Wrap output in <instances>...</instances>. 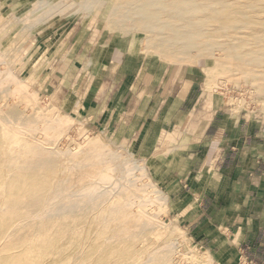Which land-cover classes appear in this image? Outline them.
Returning <instances> with one entry per match:
<instances>
[{"label": "rangeland", "instance_id": "374dc122", "mask_svg": "<svg viewBox=\"0 0 264 264\" xmlns=\"http://www.w3.org/2000/svg\"><path fill=\"white\" fill-rule=\"evenodd\" d=\"M12 1H8L9 5L4 7L0 0V264H203L209 259L214 264L204 250L191 244L181 229L182 225L167 217L165 197L161 193L156 194L159 190L147 175L146 161L129 151L126 142L120 141V132L115 137V134L94 131L85 122L61 109L58 99H51L55 89L50 92L41 89L39 74L47 67L48 59L44 55L41 57L40 52L36 53L37 45L35 46L32 35L22 25L15 26L14 23H25V14L21 12V8L28 2L37 9L40 5L42 7L37 14L32 12L31 20L36 19V23H72L69 44L65 46L72 49L73 63H76L73 54L86 48L87 41L92 44L112 36L116 39L124 36L136 39L141 43V47L140 44L137 46L142 52L140 54L150 56L152 61L159 63L160 68L171 70L169 77L162 74L158 77L159 80H170L172 71L179 75L180 69H204L202 82H205L208 90L221 95L228 106L264 115V90L245 81V69L257 68H238L236 60L227 59L226 54L219 51L214 52V56L201 57L197 56L196 51H192L188 56L190 58L176 60L164 56L161 50L151 47L148 49V34L136 28L112 25V14L120 0H16L11 5ZM17 4L21 5L15 11L20 12L13 14V7ZM252 21L254 23L230 24L264 29V23H259V18L255 16ZM234 32L239 34L236 36L239 39L245 37L241 32L247 31ZM241 41L244 42L245 39ZM234 44L243 48V51L251 48L245 42L235 41ZM234 44L230 43L234 46L233 54L239 53ZM85 51L86 49L83 52ZM96 52H100L99 47ZM63 63L66 64L65 61ZM254 65L264 68V60ZM83 68L84 65L79 64L80 70L76 75V78L82 76L80 86L88 84L85 79L87 72ZM213 76H216L215 80ZM179 78L180 75L175 76V80ZM21 86L22 89H19ZM72 86L70 85L67 94ZM47 120L59 122L58 126L61 128L54 129L53 124ZM92 143H96V150L105 152L104 159L100 156L94 158L96 150ZM23 153L27 156L24 157ZM15 156L25 162L30 161L29 158L52 159L53 172L47 174L49 182L46 187L40 181L28 178L18 180L20 169L12 166V158ZM141 168L144 172L140 171ZM16 186H22L23 189ZM62 188L65 192L61 195L59 191ZM24 189H41L44 200L53 197L54 200L50 202L56 203L55 208L69 200H85L93 190L97 194L106 192L108 227L72 231L68 236L65 232L69 230L56 226L57 217L49 215V209L51 213L53 210L52 203L48 204L46 213L41 212L46 202L26 212L20 210L22 203L30 200L27 196L18 195ZM159 198L162 200L157 201ZM122 208L128 211L125 212L126 209ZM128 222L138 226L128 236L131 237V243L127 241V237L126 240L119 238L122 229L129 226ZM118 224L122 227L113 232L110 227ZM146 227L151 230L144 232ZM164 234L174 235L169 243ZM119 247H130V251L116 255L114 250ZM162 256L164 258L159 261L158 257ZM241 261L240 259L239 264ZM247 261L250 262L249 259Z\"/></svg>", "mask_w": 264, "mask_h": 264}, {"label": "crops", "instance_id": "0c3cea01", "mask_svg": "<svg viewBox=\"0 0 264 264\" xmlns=\"http://www.w3.org/2000/svg\"><path fill=\"white\" fill-rule=\"evenodd\" d=\"M1 1L5 7L10 0ZM33 7L25 3V23L14 25L48 59L41 89H55L51 99L94 131L120 132V141L146 161L167 217L214 264H239L241 257L264 264V115L228 106L202 82L204 69H180L179 80L174 71L159 80L171 70L140 54L141 43L127 36L87 41L73 63L65 46L72 23H36L32 12L42 7ZM79 64L87 72L83 86Z\"/></svg>", "mask_w": 264, "mask_h": 264}, {"label": "bare ground", "instance_id": "6f19581e", "mask_svg": "<svg viewBox=\"0 0 264 264\" xmlns=\"http://www.w3.org/2000/svg\"><path fill=\"white\" fill-rule=\"evenodd\" d=\"M247 10L251 12H245ZM255 16L259 18V23H264V0H120L112 14V25H118L124 28L132 27L143 31L150 37L148 41V49L151 47L152 49H157L158 51L161 50L164 56L173 59L180 58V60H183V58L190 56L192 51H196L198 53V57L214 56V52L216 51H219L220 53L224 52L227 59H233L238 62V68L243 69L245 66L257 68V70H251L249 68L245 69V81L252 82L257 86V88L264 90V68L254 65L259 64L262 60H264V44H262L264 43V29L262 27L230 24L254 23L252 19ZM239 30L247 31L245 33L241 32V34L245 37L239 39L236 37L239 36V34H235L234 31ZM242 39H245L244 42L251 48L243 51V48H239L234 44L235 41L244 43L241 41ZM230 43L235 45V47L239 50V53L233 54L234 46L230 45ZM244 46L246 45L244 44ZM236 61L234 64L237 63ZM215 79L216 76H213V80ZM19 89H22V86L19 87ZM47 122L53 124V127L56 130L60 127L58 126L59 122L55 123L52 120H47ZM60 130L63 131L62 129ZM94 144L93 147L94 150H96ZM101 145L103 144L101 143ZM102 147L104 148V145ZM95 153L96 155L94 154V158H98L97 156H100L104 159V157H106L105 152L103 153L101 150H96ZM23 155L25 157L26 153H23ZM53 156L55 155L53 154ZM116 158L117 157L115 156V159ZM115 159L113 157V160ZM29 160L30 161L25 162L24 160L19 159L18 156L12 158V166L16 169H20V175L17 179L21 181L23 178H28L34 181H40L42 185L46 187V183L49 182L47 174L53 172V164L51 163L53 160H42L39 159V157L29 158ZM103 168H105V166ZM140 171L144 172L142 168ZM16 187L23 189L22 186ZM63 188L59 191L61 195L65 192V188ZM24 190L25 191L18 192V195L27 196L30 200L27 203H22L19 207L20 210L26 212L37 208L42 202H46V206L44 204L43 210L41 211L46 213V210L49 209L48 204L52 203L50 201L54 200L53 197V200L49 197L46 201L43 199V192L41 189L31 191H27L26 189ZM156 194L159 195L160 192H157ZM106 197V192L97 194L96 190H93L85 197V200H78L76 202H71L69 200V202L60 206L58 205V207L56 206V208L54 207L56 203H52V213L50 209V212H48L49 215L52 214V216L57 217L56 219L58 222L56 221V226L69 230L68 232H65L68 236H70L69 232L79 231L82 229L85 230L90 227L106 228L109 224V217L105 209L106 201L108 200ZM160 200L162 199H157V201ZM124 210L122 212H124ZM126 211L128 210L126 209L125 212ZM43 217L46 218L45 216ZM127 224H129V226L122 229L119 234V238H124V240H126L127 237V241L131 243V237L128 236L132 232H135V230H137L136 227L138 226H133L132 222H128ZM112 225L114 224H111V226ZM119 227L121 228L122 225L118 224L110 228L113 232H115ZM150 230V227H146L144 232H149ZM163 236L168 238L166 242L169 243V239H171L174 235L164 234ZM128 242L126 245H128ZM114 251L116 255L122 253L127 254L130 251V247H119ZM163 258V256L158 257L159 261ZM210 261L211 259L207 262H203V264H211Z\"/></svg>", "mask_w": 264, "mask_h": 264}, {"label": "built area", "instance_id": "2783aa9c", "mask_svg": "<svg viewBox=\"0 0 264 264\" xmlns=\"http://www.w3.org/2000/svg\"><path fill=\"white\" fill-rule=\"evenodd\" d=\"M241 260L243 261V262L241 261V264H249L250 263V262L247 261L248 259L245 258V257H242Z\"/></svg>", "mask_w": 264, "mask_h": 264}]
</instances>
